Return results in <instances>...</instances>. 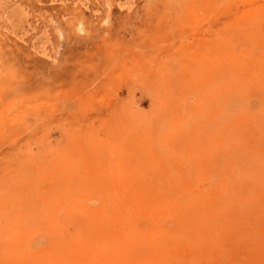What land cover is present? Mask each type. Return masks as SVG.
I'll return each instance as SVG.
<instances>
[{"label":"rangeland","instance_id":"rangeland-1","mask_svg":"<svg viewBox=\"0 0 264 264\" xmlns=\"http://www.w3.org/2000/svg\"><path fill=\"white\" fill-rule=\"evenodd\" d=\"M57 263L264 264V0H0V264Z\"/></svg>","mask_w":264,"mask_h":264},{"label":"bare ground","instance_id":"bare-ground-1","mask_svg":"<svg viewBox=\"0 0 264 264\" xmlns=\"http://www.w3.org/2000/svg\"><path fill=\"white\" fill-rule=\"evenodd\" d=\"M219 2V1H218ZM171 6V5H170ZM223 10V9H222ZM219 11V10H218ZM215 19V18H214ZM168 23V22H167ZM169 24V23H168ZM173 25V24H172ZM148 29V28H147ZM172 31V30H171ZM178 33V32H177ZM220 33V32H219ZM226 33V32H225ZM222 34H224V33H222ZM238 34V33H237ZM222 37V36H221ZM220 37V38H221ZM224 37V36H223ZM228 39V38H227ZM229 40V39H228ZM174 50V49H173ZM213 50V49H212ZM149 51V50H148ZM174 53V52H173ZM172 55V54H171ZM212 58V57H211ZM192 66V65H191ZM102 126V125H101ZM223 193H224V196H227V190L225 189H223ZM117 258H119V255H117ZM117 263V262H116ZM116 263H113V264H116ZM57 264H59V263H57ZM118 264H120V263H118Z\"/></svg>","mask_w":264,"mask_h":264}]
</instances>
